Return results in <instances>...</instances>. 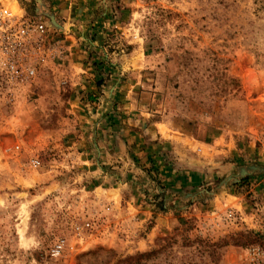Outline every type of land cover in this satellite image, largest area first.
<instances>
[{
	"label": "rangeland",
	"instance_id": "rangeland-1",
	"mask_svg": "<svg viewBox=\"0 0 264 264\" xmlns=\"http://www.w3.org/2000/svg\"><path fill=\"white\" fill-rule=\"evenodd\" d=\"M85 8L72 54L28 15L49 64L0 100V264H264V0Z\"/></svg>",
	"mask_w": 264,
	"mask_h": 264
},
{
	"label": "built area",
	"instance_id": "built-area-1",
	"mask_svg": "<svg viewBox=\"0 0 264 264\" xmlns=\"http://www.w3.org/2000/svg\"><path fill=\"white\" fill-rule=\"evenodd\" d=\"M15 10L0 1V100L13 101L21 97L25 85L49 64L48 50L33 43L38 33L35 22ZM32 164L34 168L40 167L38 160H33ZM61 248V245L56 246L52 256L57 258ZM255 254L264 256L260 248L255 249Z\"/></svg>",
	"mask_w": 264,
	"mask_h": 264
},
{
	"label": "crops",
	"instance_id": "crops-1",
	"mask_svg": "<svg viewBox=\"0 0 264 264\" xmlns=\"http://www.w3.org/2000/svg\"><path fill=\"white\" fill-rule=\"evenodd\" d=\"M15 1L17 3V7L21 10V12H23L27 16H31L32 14L35 16H39V18L41 19H47L51 21L52 25L55 27V30L58 32V35H65V38L68 42L62 46L61 49L63 52H70L71 54L74 52H81L82 47L77 42L75 31L78 30L80 21L87 19V17L84 15V8L86 6L91 7L94 0H22V2H20L19 0ZM97 25L98 23H95L91 26ZM72 67L75 69H79L80 64L71 62V73L73 72ZM80 70L83 73H86L83 68H80ZM85 77V75H82L80 78Z\"/></svg>",
	"mask_w": 264,
	"mask_h": 264
},
{
	"label": "bare ground",
	"instance_id": "bare-ground-1",
	"mask_svg": "<svg viewBox=\"0 0 264 264\" xmlns=\"http://www.w3.org/2000/svg\"><path fill=\"white\" fill-rule=\"evenodd\" d=\"M2 1H3V3L5 5H7L8 8H11V9L15 10V8H16V2H15V0H2Z\"/></svg>",
	"mask_w": 264,
	"mask_h": 264
},
{
	"label": "trees",
	"instance_id": "trees-1",
	"mask_svg": "<svg viewBox=\"0 0 264 264\" xmlns=\"http://www.w3.org/2000/svg\"><path fill=\"white\" fill-rule=\"evenodd\" d=\"M150 254H139L135 257V261H140V259H146L149 257Z\"/></svg>",
	"mask_w": 264,
	"mask_h": 264
}]
</instances>
